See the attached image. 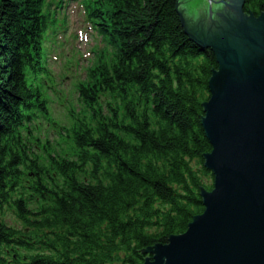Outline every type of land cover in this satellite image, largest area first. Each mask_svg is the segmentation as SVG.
<instances>
[{
  "label": "trees",
  "instance_id": "16d2710c",
  "mask_svg": "<svg viewBox=\"0 0 264 264\" xmlns=\"http://www.w3.org/2000/svg\"><path fill=\"white\" fill-rule=\"evenodd\" d=\"M87 9L107 44L53 144L37 135L54 121L51 5L0 0V264H143L145 250L187 231L213 187L202 118L219 65L186 33L181 0ZM244 13L263 15L264 0H245Z\"/></svg>",
  "mask_w": 264,
  "mask_h": 264
},
{
  "label": "water",
  "instance_id": "95a60500",
  "mask_svg": "<svg viewBox=\"0 0 264 264\" xmlns=\"http://www.w3.org/2000/svg\"><path fill=\"white\" fill-rule=\"evenodd\" d=\"M245 0H209L186 33L212 49L219 68L202 118L214 175L201 189L204 212L185 233L144 251L143 264H264V14L245 15Z\"/></svg>",
  "mask_w": 264,
  "mask_h": 264
},
{
  "label": "rangeland",
  "instance_id": "374dc122",
  "mask_svg": "<svg viewBox=\"0 0 264 264\" xmlns=\"http://www.w3.org/2000/svg\"><path fill=\"white\" fill-rule=\"evenodd\" d=\"M181 3H182V8L184 9L183 11L186 14L187 20L191 23V22L196 21L201 15L204 16L206 14V11H207L208 5H209V0H181ZM66 14L68 16V29H67L66 33H63L61 31L57 32L56 38H57V42H59V43L63 42L64 39L66 37H68V35L70 33H72L74 31V24L77 23L83 17V9H82V4H81L80 0L68 1ZM61 17H62V15H59V18H61ZM60 25H61V22H59L57 19H55V20L51 19L50 24H49V30H52V32H55L56 29H58ZM47 41H48V36L46 37V42H45L44 59L47 58V54H49V56H48L47 62H44V64L47 65L49 68H52V66H54V62L52 61V57L53 56H60L61 52L57 48L49 46L47 44ZM79 47L84 52H87L90 49V47L88 45L84 44L83 42L79 43ZM82 57H83L82 53L78 49H75L74 47H72L71 58L65 60V65L67 66V68L69 70L77 71V68L79 66V63H80ZM94 60H95V58H94ZM91 64H92V62L87 64L86 68L90 67ZM82 72L83 71L79 70L78 74H81ZM71 100L76 102V94L73 93L70 96V102H71ZM101 101L104 102V98H101ZM50 109L53 110L52 104H50ZM59 114H61V113H60V111L58 113V110H57L56 115L60 116ZM56 120L61 121L62 119L57 118ZM37 152H39V150ZM193 165L196 166V168L199 167V166H197L196 162H193ZM212 175H213V173H212ZM213 177H214V175H213ZM202 181H203V183L207 184L208 186L212 185L214 187V178L212 179L211 177H209V178L207 177V178H203ZM213 187H212V189H213ZM211 190L207 189V191H211ZM200 196H201V194H200ZM201 199H202V197H201ZM4 218H5V221L9 225L21 228L20 222L18 221V219L16 218L15 214L12 211H6V215L4 216ZM146 256L148 257V255H146Z\"/></svg>",
  "mask_w": 264,
  "mask_h": 264
}]
</instances>
